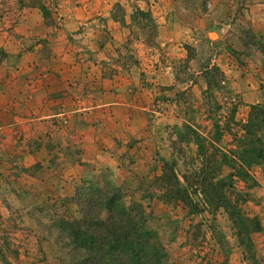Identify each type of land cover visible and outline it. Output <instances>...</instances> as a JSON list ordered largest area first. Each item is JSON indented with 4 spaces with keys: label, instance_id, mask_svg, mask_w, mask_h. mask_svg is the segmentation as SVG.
<instances>
[{
    "label": "rangeland",
    "instance_id": "1",
    "mask_svg": "<svg viewBox=\"0 0 264 264\" xmlns=\"http://www.w3.org/2000/svg\"><path fill=\"white\" fill-rule=\"evenodd\" d=\"M27 1L0 0V81H5L0 86V264H71L65 239L60 238L66 235L64 224L80 217L74 201L77 190L80 200L97 206L115 190L118 205L139 208L141 227L159 241L165 264H245L221 211L209 210L196 193L191 200L196 197L201 205L191 212L179 200L164 201L156 180L171 158L166 134L184 118L204 135L213 120L222 125L232 109L234 121L246 119L250 105H241L225 75L217 78L216 89H206L200 78L219 53V24L229 18L212 24L213 0H48L51 24L38 26L35 11L24 6ZM135 9L147 12L149 19H141ZM245 10L239 6L236 25L249 55L258 52L252 33L258 12L255 17ZM53 24L59 30L50 32ZM258 39L264 48V38ZM34 44L39 45L36 59L30 55ZM204 48L208 53L201 58ZM124 54L136 64L128 66ZM101 62L114 75H100ZM35 69L40 71L30 75ZM167 74L179 85L163 97L158 90L169 86L162 79ZM250 76L264 91V75ZM120 83L136 103L93 106L100 91ZM184 92L188 98L180 104L177 96ZM33 137H43L53 156L62 152L75 159L71 167L79 168V174L65 181L56 170L48 171L43 180L48 183L38 185L33 175L39 167L46 169L41 165L46 157L36 160L30 154L33 161L28 165L21 155L22 145L33 146ZM182 147L176 166L180 184L181 174L195 158L192 143ZM218 147H232L228 134ZM249 174L257 186L248 191L241 210L260 223V231L250 234L249 241L254 263L264 264V166H251ZM241 187L237 182L236 188Z\"/></svg>",
    "mask_w": 264,
    "mask_h": 264
},
{
    "label": "trees",
    "instance_id": "2",
    "mask_svg": "<svg viewBox=\"0 0 264 264\" xmlns=\"http://www.w3.org/2000/svg\"><path fill=\"white\" fill-rule=\"evenodd\" d=\"M48 0H28L24 6L36 9L45 25L51 24V15L47 7ZM119 8L118 4L114 5ZM121 10V9H120ZM143 20L149 19L147 12L135 9ZM111 17L113 14L111 13ZM252 38L254 36L252 35ZM256 38V37H255ZM259 40V39H258ZM241 45L244 47L242 41ZM255 42V41H254ZM254 47L264 58L261 42ZM122 57V55H121ZM128 66L136 64L135 59L124 54ZM187 58H190L187 56ZM100 75H114L108 65L101 62ZM207 66H210L207 64ZM206 67V66H205ZM221 72L213 64L200 72L206 89L218 88L217 78ZM264 100V91H261ZM186 93L177 96V102L187 99ZM180 103V102H178ZM181 104V103H180ZM232 114L222 125L213 120L207 134H202L198 126H192L189 119L180 123L172 133L166 134V141L171 149V158L164 162L162 173L156 178L164 191V201L173 199L185 204L190 212L200 201L191 195L201 196V200L212 211H221L230 226L242 254V261L255 264L249 235L260 231L261 226L255 216L249 217L241 210V205L248 199V191L257 186L249 174L251 166H264V105H250L244 122L234 121ZM188 118V117H186ZM230 136L232 147L221 149L218 142L223 134ZM192 143L195 148L194 164H190L181 174L183 184L177 178L176 166L182 158L185 144ZM38 144H36V147ZM182 160V159H181ZM226 170L225 176H222ZM241 183L240 189L236 188ZM191 191L189 193L187 189ZM110 199L102 206L79 199L78 190L74 201L79 219L64 224L66 229L64 246H67V258L71 264H165L166 257L157 238L142 229L139 208H122L116 191L112 190ZM103 214L102 217L100 214ZM222 264H226V260Z\"/></svg>",
    "mask_w": 264,
    "mask_h": 264
},
{
    "label": "crops",
    "instance_id": "3",
    "mask_svg": "<svg viewBox=\"0 0 264 264\" xmlns=\"http://www.w3.org/2000/svg\"><path fill=\"white\" fill-rule=\"evenodd\" d=\"M211 3L213 5V9L215 10V16H214L215 22L212 23L213 25H215L216 22L220 23V20H223L225 17L229 18L226 24H219L220 26L218 28V35L216 36H217L218 48L220 50L219 53L216 55V58L213 60L214 62L213 64L215 67L218 68V70L223 75H225V79L227 80L229 89L232 91V93L237 94L241 102V105L243 104L245 105V107H248L246 105L259 104L263 100L261 91L259 90V88L254 86L258 80L251 79L250 75H264V61L262 60L263 58L260 56V54H258V52L257 53L252 52L249 55L244 53L247 50L244 51L243 46L241 45V42L239 40V34L237 31L239 25H236V23L239 22V6H243L244 8H247V10L245 11L246 12L248 11L249 14L251 13L252 16L255 15L256 12H258L259 15L257 13V20L253 25L254 27L252 28V33L254 34L255 37H257V39L258 37L259 39L260 37L264 38V24H263L264 13L262 14V12H260V10H264V0H213V2ZM28 10L29 9H27V11ZM33 10L35 11L34 15L37 19L36 23H38V26L40 25L42 26L43 21L38 11L35 9ZM246 15L247 14H245V16ZM58 16H60V14H58ZM246 17L250 18L248 15ZM48 27H50L49 28L51 30L50 32L59 30L54 24ZM43 28L47 31V28L45 27ZM208 35L207 37H210ZM212 37L213 36H211V38ZM210 43H212V41ZM225 47H228L230 51H233L234 56L228 53ZM207 50L208 49L205 48L203 49V52L205 53H201V58L207 56L206 55L208 53ZM37 52H39V45L34 44L33 47H31L30 55L36 59L38 56ZM236 57H238V59ZM39 65L42 64H38L37 66ZM38 70L39 69L32 70L30 75H33ZM130 72H132V70H129V73ZM17 75H21V72H19ZM39 75H42V73H40ZM164 78H166L167 80L165 85H169V86L159 87L158 91H160L159 94L161 93L160 96L169 97V94L173 92V90L175 89L174 86L179 84H177L175 80L173 83L172 78H170L168 74L166 77H162V79ZM4 82H5L4 80L0 81V86H2ZM162 84L164 85V83ZM148 89L150 90V88ZM125 90L126 88L122 83L118 84L117 87L112 88V90L108 92L102 90L99 92V97H97L98 99H96L95 104L93 106L96 108L105 104H109L112 106L113 104H118V106H122L125 105L126 103L128 104L136 103L137 102L136 98H134L133 96L129 97L128 94L126 95ZM1 96L2 94H0V110L4 109L3 106L4 96L3 97ZM12 97L14 96L12 95ZM9 110H11V112L15 111L13 108ZM34 138L35 140H31V141H35V143H33V146H31V148L29 149L28 147L24 148L22 145L21 155H22V159L24 160L23 162H26L28 165L33 161L32 158L33 155L29 156L30 154L34 153V157L36 158V160H38L40 157L42 158V156L46 157V159H42L41 165L45 164L48 167L45 166L46 169H42L43 167L37 168V171L33 175V178L37 177L39 179L38 185H42V183L43 184L48 183L46 181H43L45 179H48L49 176L48 171L56 170L57 171L56 174L59 176V179L63 178L65 181H67L69 177L72 178L79 174L80 172L79 168L72 169L71 167L72 164L77 162L75 159L68 157V154L66 155L65 153L62 152H60L59 155L53 156L50 146L48 145L47 141L43 139V137H41L43 140L39 137H33L31 139ZM36 144H38L37 147ZM69 150L67 151V153H72V151ZM76 151L78 157V150L76 149ZM29 158L30 161L28 162ZM51 159L58 160L59 161L58 165L52 164Z\"/></svg>",
    "mask_w": 264,
    "mask_h": 264
},
{
    "label": "bare ground",
    "instance_id": "4",
    "mask_svg": "<svg viewBox=\"0 0 264 264\" xmlns=\"http://www.w3.org/2000/svg\"><path fill=\"white\" fill-rule=\"evenodd\" d=\"M212 35V34H211Z\"/></svg>",
    "mask_w": 264,
    "mask_h": 264
}]
</instances>
